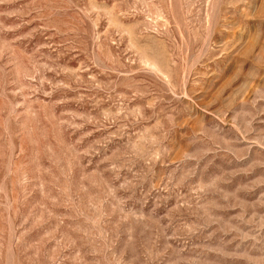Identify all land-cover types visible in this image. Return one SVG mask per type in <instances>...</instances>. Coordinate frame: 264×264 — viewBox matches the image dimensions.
<instances>
[{"label": "rangeland", "instance_id": "374dc122", "mask_svg": "<svg viewBox=\"0 0 264 264\" xmlns=\"http://www.w3.org/2000/svg\"><path fill=\"white\" fill-rule=\"evenodd\" d=\"M0 264H264V0H0Z\"/></svg>", "mask_w": 264, "mask_h": 264}]
</instances>
